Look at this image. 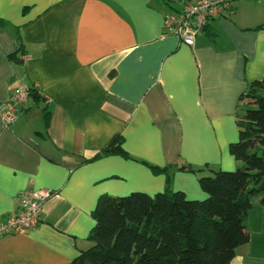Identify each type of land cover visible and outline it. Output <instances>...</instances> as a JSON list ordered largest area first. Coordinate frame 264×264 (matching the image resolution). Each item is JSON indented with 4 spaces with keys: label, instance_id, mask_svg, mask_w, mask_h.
Segmentation results:
<instances>
[{
    "label": "crops",
    "instance_id": "obj_1",
    "mask_svg": "<svg viewBox=\"0 0 264 264\" xmlns=\"http://www.w3.org/2000/svg\"><path fill=\"white\" fill-rule=\"evenodd\" d=\"M179 2L0 0V103L18 86L45 103L0 117V223L24 191L52 193L35 229L0 237V264H68L91 246L100 196L199 200L200 178L240 166L228 147L264 75V0H233L192 46L164 30ZM116 137L127 158L102 153ZM261 199L231 264H264Z\"/></svg>",
    "mask_w": 264,
    "mask_h": 264
},
{
    "label": "trees",
    "instance_id": "obj_2",
    "mask_svg": "<svg viewBox=\"0 0 264 264\" xmlns=\"http://www.w3.org/2000/svg\"><path fill=\"white\" fill-rule=\"evenodd\" d=\"M240 101L238 139L228 147L240 163L236 170L200 178L201 201L169 190L152 197L100 196L91 246L68 264H231L235 249L248 242L244 222L251 199L261 195L264 205V75ZM119 142L114 138L102 153L127 158Z\"/></svg>",
    "mask_w": 264,
    "mask_h": 264
},
{
    "label": "built area",
    "instance_id": "obj_3",
    "mask_svg": "<svg viewBox=\"0 0 264 264\" xmlns=\"http://www.w3.org/2000/svg\"><path fill=\"white\" fill-rule=\"evenodd\" d=\"M233 0H180V9L164 16V30L183 44L192 46L196 35L209 23L229 11ZM25 58L28 59V56ZM26 87L18 86L10 98L0 103V117L5 126L15 119L17 112L29 98ZM52 193L28 189L18 197V212L0 223V237L29 232L37 227L43 202Z\"/></svg>",
    "mask_w": 264,
    "mask_h": 264
},
{
    "label": "water",
    "instance_id": "obj_4",
    "mask_svg": "<svg viewBox=\"0 0 264 264\" xmlns=\"http://www.w3.org/2000/svg\"><path fill=\"white\" fill-rule=\"evenodd\" d=\"M32 97L33 98H35L36 97V95L35 94H33L32 95ZM38 106L43 110V109H45V103H43V101L42 100H40V102H39V104H38Z\"/></svg>",
    "mask_w": 264,
    "mask_h": 264
},
{
    "label": "rangeland",
    "instance_id": "obj_5",
    "mask_svg": "<svg viewBox=\"0 0 264 264\" xmlns=\"http://www.w3.org/2000/svg\"><path fill=\"white\" fill-rule=\"evenodd\" d=\"M31 100H29L28 102H30ZM241 109V108H240ZM240 112V111H239ZM123 197V196H122ZM203 199H205V198H203ZM203 199H199L198 201H201V200H203Z\"/></svg>",
    "mask_w": 264,
    "mask_h": 264
}]
</instances>
